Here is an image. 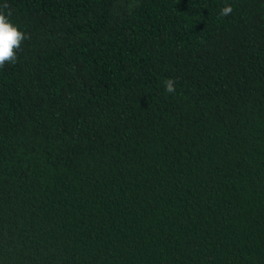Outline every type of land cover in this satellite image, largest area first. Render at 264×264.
Segmentation results:
<instances>
[{
  "label": "trees",
  "instance_id": "1",
  "mask_svg": "<svg viewBox=\"0 0 264 264\" xmlns=\"http://www.w3.org/2000/svg\"><path fill=\"white\" fill-rule=\"evenodd\" d=\"M0 10V264H264V0Z\"/></svg>",
  "mask_w": 264,
  "mask_h": 264
},
{
  "label": "clouds",
  "instance_id": "2",
  "mask_svg": "<svg viewBox=\"0 0 264 264\" xmlns=\"http://www.w3.org/2000/svg\"><path fill=\"white\" fill-rule=\"evenodd\" d=\"M233 8L230 4H226L220 11L221 16L230 15ZM11 12L5 13L0 10V67L6 63L11 64L17 61V52L21 49V45L27 34L23 32L18 25L14 24L10 19ZM175 81L169 78L165 81V90L168 93L175 92Z\"/></svg>",
  "mask_w": 264,
  "mask_h": 264
}]
</instances>
